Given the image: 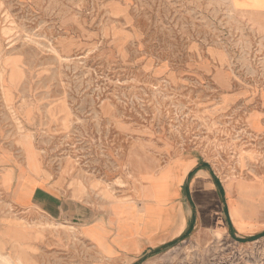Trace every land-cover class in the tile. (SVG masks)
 Masks as SVG:
<instances>
[{"label": "rangeland", "instance_id": "obj_1", "mask_svg": "<svg viewBox=\"0 0 264 264\" xmlns=\"http://www.w3.org/2000/svg\"><path fill=\"white\" fill-rule=\"evenodd\" d=\"M0 152V264H42L27 245L42 231L60 240L55 264L91 253L33 204L26 173L58 187L63 220L86 207L166 229L162 174L185 160L223 200L207 183L201 223L186 183L191 231L149 264H264V18L225 0H0Z\"/></svg>", "mask_w": 264, "mask_h": 264}, {"label": "crops", "instance_id": "obj_2", "mask_svg": "<svg viewBox=\"0 0 264 264\" xmlns=\"http://www.w3.org/2000/svg\"><path fill=\"white\" fill-rule=\"evenodd\" d=\"M225 2L239 16L253 19L264 18V0H225ZM6 159L9 162L10 156L4 152H0V167H3L1 166L3 164H7L5 162ZM181 164L184 165L182 173L165 170L162 174V178L165 179L166 183V197L174 201L171 209V212L174 214V223L166 227V229H156L151 225L152 221L146 220L145 217L125 222L123 228H118V222L112 211L109 210V217H95L92 210L86 207L80 213L82 219L79 222L75 223L72 220H63V213L65 212L63 208H67V206L57 203V197L60 195L58 187L47 181L40 184L43 176L38 177L32 173L26 174L31 176L35 184L28 186L26 191L33 204L41 208L49 216L50 221L78 227L81 239L91 249V253L88 255L89 258L85 259L86 263L84 264H149L153 259L158 260L157 258L162 254L166 255V252L175 243L184 239L186 233L191 231V219H194V209H192L193 212L190 211L187 204L189 193L190 198H192V194L191 191L189 192L186 183L190 188V182L193 184L192 180L202 174L205 176V180H202L204 183L210 182L212 188L215 184L214 181L212 182L209 179L207 172L202 167H197L198 164L195 162L185 160ZM190 173H192L191 177L189 176ZM185 179H188V182H184ZM13 180L12 176L11 187L14 184ZM178 189L179 195L177 197ZM185 189H187V192ZM184 194L187 197L186 199ZM36 197L38 200L33 201ZM218 197L223 200V191L219 188ZM16 204L21 209L31 206L19 205L17 202ZM136 206L138 209L141 208L138 205ZM224 210V215H227L226 206ZM209 218L211 221H214V217L211 215H209ZM59 242L60 240L52 236L50 232L42 231L41 234L37 233L34 235L27 245L29 247L35 246L39 255L41 253L43 256L46 255L47 261L44 259L42 264H50L51 261L52 264H55L57 261L56 257L59 254L57 253L60 247ZM5 245L7 244L5 243ZM30 252L31 250L26 249L28 255H31Z\"/></svg>", "mask_w": 264, "mask_h": 264}, {"label": "bare ground", "instance_id": "obj_3", "mask_svg": "<svg viewBox=\"0 0 264 264\" xmlns=\"http://www.w3.org/2000/svg\"><path fill=\"white\" fill-rule=\"evenodd\" d=\"M202 180L203 181L205 180V177L202 174L196 176L192 180L193 184L195 183V186L198 189V195H194V200H196V203H197L199 216L201 217V223H203V222L204 223H208V221H207V219L205 217V214L206 213H210L209 212V210H210L209 208H211V206L213 205V202H215V199H214L213 192L206 190V186L207 185ZM255 190H256V193L258 195H263L264 194V186L256 188Z\"/></svg>", "mask_w": 264, "mask_h": 264}, {"label": "trees", "instance_id": "obj_4", "mask_svg": "<svg viewBox=\"0 0 264 264\" xmlns=\"http://www.w3.org/2000/svg\"><path fill=\"white\" fill-rule=\"evenodd\" d=\"M191 175H192V173L189 174V176H191ZM212 179H213V181H214L216 187L219 188V189L221 190V187H220V183H219V181H217L214 177H212ZM185 191L187 192V189H185ZM224 211H225V210H224ZM227 226H228L229 231L231 232V229H232V228H231V225H230L229 220H227ZM186 234H187V233H186Z\"/></svg>", "mask_w": 264, "mask_h": 264}]
</instances>
